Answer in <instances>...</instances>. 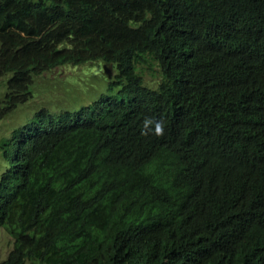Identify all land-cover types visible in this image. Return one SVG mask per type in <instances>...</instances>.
<instances>
[{
	"label": "trees",
	"instance_id": "trees-1",
	"mask_svg": "<svg viewBox=\"0 0 264 264\" xmlns=\"http://www.w3.org/2000/svg\"><path fill=\"white\" fill-rule=\"evenodd\" d=\"M95 60L107 92L30 113L37 77ZM8 73L0 264H264V0H0Z\"/></svg>",
	"mask_w": 264,
	"mask_h": 264
},
{
	"label": "rangeland",
	"instance_id": "rangeland-1",
	"mask_svg": "<svg viewBox=\"0 0 264 264\" xmlns=\"http://www.w3.org/2000/svg\"><path fill=\"white\" fill-rule=\"evenodd\" d=\"M116 73V63H107L102 60L78 65L65 64L48 70L36 78L33 87L34 95L30 100L31 105H33L30 113L34 114L35 108L47 105H50L48 108L53 109L57 105L56 101H59L60 105H65L70 110L91 103V101L98 99L102 92L108 91L109 84L115 79ZM144 74L151 85L157 84L158 74L154 75L150 69H146ZM10 75L11 73L0 75V98L4 96L7 90V79ZM54 89H57V93L52 92ZM23 105L18 107V109H24V113H21V122L27 118L25 113L27 110ZM6 121L7 118L1 119L0 125ZM10 124L12 123L10 122ZM8 132L6 131L4 138ZM2 168L5 170L6 163L3 164ZM12 246L13 238L0 227V262L5 260ZM26 264H31V262L27 261Z\"/></svg>",
	"mask_w": 264,
	"mask_h": 264
},
{
	"label": "clouds",
	"instance_id": "clouds-1",
	"mask_svg": "<svg viewBox=\"0 0 264 264\" xmlns=\"http://www.w3.org/2000/svg\"><path fill=\"white\" fill-rule=\"evenodd\" d=\"M142 123L141 135L147 136L151 133L157 137H161L165 134V122L162 119L145 117Z\"/></svg>",
	"mask_w": 264,
	"mask_h": 264
}]
</instances>
